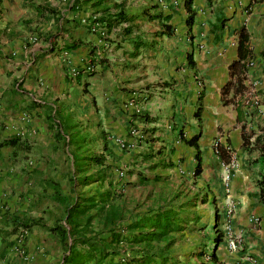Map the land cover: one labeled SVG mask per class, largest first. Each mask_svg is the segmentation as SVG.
I'll return each instance as SVG.
<instances>
[{"label": "crops", "instance_id": "obj_1", "mask_svg": "<svg viewBox=\"0 0 264 264\" xmlns=\"http://www.w3.org/2000/svg\"><path fill=\"white\" fill-rule=\"evenodd\" d=\"M160 1L105 0L95 6L96 12L111 14L99 43L96 34L74 27L81 16L76 7L63 8L65 0H0V264H17L13 234L21 221L35 224L28 229L27 254L47 262L50 254L62 252L56 235V249L44 256L41 232L51 227L45 220L64 213L54 185L58 201L75 200L71 183L77 176L67 151L77 145L68 135L75 136L86 123L96 134L116 129L128 138L131 128L137 130L135 151L121 154L107 145L120 162L152 144L174 148L171 160L178 157L188 166L194 151L178 141V134L198 135L199 178L206 198L214 201L217 225L225 198L234 204L230 229L239 242L218 263L264 264V203L257 185L264 176V0H194L190 30L180 0ZM44 5L56 14L44 18L36 9ZM118 13L127 21H113ZM212 15L223 17L220 30L209 33L204 22ZM86 16L87 22L92 16ZM154 22L171 28L170 35L154 30ZM241 26L250 54L235 64ZM97 52L92 75H68L69 67L82 68ZM143 114L152 122H143ZM215 139L219 155L210 149ZM107 158L105 165L111 163ZM230 162L235 166L225 189L222 167ZM130 163L136 167V160Z\"/></svg>", "mask_w": 264, "mask_h": 264}, {"label": "trees", "instance_id": "obj_2", "mask_svg": "<svg viewBox=\"0 0 264 264\" xmlns=\"http://www.w3.org/2000/svg\"><path fill=\"white\" fill-rule=\"evenodd\" d=\"M79 1L86 3L91 0L73 1L71 6H69V9L71 10L73 7H77ZM104 1L105 0H96V2L93 4V7L100 5ZM180 2L186 14L185 25L187 26V29L190 30L194 17L192 10V4L194 0H180ZM36 9L37 11H41L43 8L41 6H36ZM47 10L50 14L54 12L51 8ZM157 17L163 21H167L169 19V16L163 18L155 16L154 18ZM104 18V15H101L100 17L97 16L95 20L91 21L90 25L97 23L100 27L101 24H105L103 25V28L100 27L102 30H105L108 28V26L107 23L104 22ZM115 20L123 22L127 21L126 17L120 13H118L116 18L113 19V21ZM109 21L110 19L108 22ZM85 26L87 30L90 31L89 26H87V24H85ZM171 32V28L167 26L163 28V34L168 36ZM236 35L237 60L235 61V64L240 63V61L244 60L250 54L248 50V35L242 26L237 30ZM92 74L93 73L89 75ZM76 80H78V78ZM139 117L145 123L152 122V120L148 119L146 116H144V114L139 115ZM178 135V141L184 146L192 148L194 151L192 177L193 179H198L201 174L200 152L197 145L198 135H192L188 139H184L180 133ZM139 140L140 138L136 140V149L139 146ZM9 143H12V141H9ZM148 146L150 147H147L149 151L145 150V153H141L139 155L135 153L137 156H133L134 160L140 159L139 162L136 161V163H134L136 166L139 167V164L142 161L145 162L152 159V155L154 154L152 153L153 145L149 144ZM122 150L124 153L120 152L121 154H125L130 151L126 149ZM219 154L220 151L218 150L217 155ZM109 156H112L111 161L113 163L111 162L110 165H105V160ZM156 157H159L156 162V168L174 169L175 163L172 160L169 162H164L162 154L156 155ZM120 158L121 157L117 158V156L110 151V149L107 147V142L102 143L101 152L99 154H93L86 158L87 164L81 173L91 171L90 174L84 173L83 176L77 178L78 180L74 181V183H71V186L75 187L76 185L84 187L92 183L99 185H102L103 183L108 184L106 185V190L98 192L97 194L95 193L93 196L78 195V197H76L75 200L69 204V200H67L68 198L62 202L61 200H57V188L55 185V187L53 186V191L56 197L55 201L61 204V206L64 208V213L61 218V222H63L64 226H62L60 223H56V226L54 225L52 228L48 229V231L54 232L63 244L64 251L61 258V264H179L169 255H167L169 247L171 246V242H169L167 235L170 232L183 231L184 228H186L184 223L187 221H197L199 217L193 213H191L192 218H189L188 216H182L178 213L179 209L176 212L166 210L156 212L148 217H141L140 219L135 216L129 224L117 229L121 219V207H119V204L114 203V198L118 197V194H116L114 197V193L116 189L122 190L124 188L125 170L123 171L121 177H118L117 173L122 172V169L115 170L112 165L114 162H116V160L120 162ZM76 171L80 170L77 169ZM129 173H131L130 170L128 171V174ZM113 174L116 179H112ZM140 177L142 180H144L143 176ZM257 185L259 187L260 201L264 203V176L258 180ZM209 200L210 206L212 207L213 220V222L210 224L213 234L212 245H214V249L216 250L215 247L223 242V233L220 230V224L217 225L218 213L213 206L214 201L211 198ZM200 201L204 204L208 202L205 198L201 199ZM194 205L195 204L186 203L182 206H179L178 208L184 209L187 206L193 207ZM89 211H92L93 214L89 213ZM93 219H97L99 221L97 222L98 224H96L98 228L91 225ZM33 225H35L34 222L21 221L19 223L21 231L23 232L27 231L29 227ZM92 232L97 233L88 235ZM104 233H106V237L100 236ZM159 243H163V245L159 246ZM125 249H135L133 250L134 256L127 257L124 254ZM215 250L212 252L210 251L209 254H207V259L211 262V264H219ZM108 256L114 260V263H112L111 260H108V263L104 262Z\"/></svg>", "mask_w": 264, "mask_h": 264}, {"label": "rangeland", "instance_id": "obj_3", "mask_svg": "<svg viewBox=\"0 0 264 264\" xmlns=\"http://www.w3.org/2000/svg\"><path fill=\"white\" fill-rule=\"evenodd\" d=\"M71 2L73 0H65L63 8H67V6H71ZM92 3H83L79 2L76 7L77 16H81V19L76 22V25H74L75 28H80L82 32L85 34L89 31L87 30L85 26V15L88 17L100 13L96 12L92 5ZM48 5H44L41 10L42 13L46 14L44 15V18L49 17V15L54 16L56 13L50 14L46 7ZM92 10V11H90ZM146 11V10H145ZM106 12V11H105ZM104 12V13H105ZM103 13V14H104ZM113 13V12H112ZM102 13H100V16ZM86 16V17H87ZM113 16V14H112ZM105 18L111 17V14L108 16H104ZM219 17V18H217ZM223 17L221 16H215L212 15L207 21L204 22V24L207 26L209 33L218 32L220 30V20ZM104 18V22H108ZM81 20L83 22H81ZM66 22L67 20L65 18H62V22ZM115 25V24H113ZM117 25V24H116ZM154 30H157V32H160L161 29L164 28V25L160 22H154ZM197 29L200 30L202 27L198 26L196 24ZM196 40H201L199 34H195ZM75 129H77V126ZM82 130H75V136L68 135V137L71 139V141H75L77 148L71 149L67 151L69 153V159L74 160L73 163V175L77 176L74 177V180H78L77 178L81 177L85 174H90L89 172H83V170L86 167L87 160L86 158L93 154H99V150L102 146L103 142H108L107 145H109L112 148H115L118 150V152H122L123 150H119V147L116 143L117 140L127 141L128 138L124 135H117V130L114 129L112 134H108L107 132H97L96 129H94V126H89L87 123L86 125H83ZM101 139V141H100ZM107 139V141H106ZM157 143V142H156ZM159 145V144H157ZM68 148V147H67ZM148 148H150L148 146ZM135 149L130 150L129 152H133ZM181 150V149H180ZM146 151H149L146 149ZM151 151V150H150ZM170 151V152H169ZM175 149L172 148L170 150H166L165 148L157 147L156 145L152 146V153H154L151 160L148 161H142L139 164V167H129L131 165L130 160H134L133 156H137L135 153H132V155L129 154V157L122 160V162H114L112 165L113 168L116 169H122V171L125 170V177H124V188L121 190H117L114 193V197L116 194H118L117 198H114V203L119 204L121 207V219L120 223L118 224L117 229L122 228V226H126L130 223L131 220L134 219L135 216H137L139 219L141 217H148L153 215L156 212L161 211H178L179 214L182 216H188L189 218H192V214L199 217L197 221H187L184 223L186 228H184L183 231L179 232H170L167 235V238L169 242H171V246L169 247V251L167 252L173 260H175L179 264H211V262L207 259V254L209 252L213 251L214 245H212V230L210 228V224L213 222L212 220V207L210 206V197L207 199V195L203 193L202 187L204 186V182L198 178L193 179L192 177V167L194 165V161L189 163L188 166H182L181 162L183 159L180 158H173V162L175 163L174 169H160L156 168V162L159 157H156V155H161L163 157L164 162L171 161V158L173 157ZM182 151L185 152L183 149ZM128 152V153H129ZM180 152L176 153L175 156H180ZM126 154V153H125ZM182 154V153H181ZM112 156H109L107 160H111ZM118 158V157H117ZM121 159V158H120ZM136 161H140V159H137ZM112 162V161H111ZM113 163V162H112ZM110 165V164H109ZM135 165V164H132ZM138 167V168H137ZM79 169L80 171H76ZM131 171V173L128 174V171ZM78 173V174H77ZM143 176V179L140 177ZM115 178L114 174L112 176V179ZM116 179V178H115ZM148 179V180H146ZM108 182V181H107ZM106 185L108 184H96L92 183L86 186H76L75 185V191L73 193V196L78 197L79 196H93V194H97L98 192H101L103 190H106ZM77 195V196H76ZM207 199L208 202L206 205L204 203H201V199ZM68 200V199H67ZM70 200V199H69ZM78 200V199H77ZM195 204L193 207L187 206L184 209L178 208L179 206H182L183 204ZM208 205V206H207ZM189 207V208H188ZM89 213L93 214L92 211H89ZM220 223L222 221V212H220ZM219 214V215H220ZM55 218V216L49 217L47 220H45V223H47L49 226H56V223L61 222L62 215L60 216V220L57 218L55 220H51ZM29 220V218L27 219ZM99 222L97 219H93L91 222V225L96 226ZM183 224V223H181ZM62 225V224H61ZM50 227V228H51ZM98 228V227H97ZM21 233V228H17V230L14 232L13 235L16 237V243L12 247V254H16V260L17 264H26L29 262V264H61V258H62V252L64 251V248L60 247L59 254H53L49 255L47 258V262L42 261L41 257L39 258L37 255L33 254H27V247H25V241L29 236V230L25 231L23 234L22 239L19 241V236ZM44 233V236H46L45 243L46 245L42 248L43 255L48 256L49 251L56 249L55 246H53L52 242L54 238L52 237L56 236V234L53 232V234L48 233V231H42L41 234ZM92 232L88 235H93ZM38 234V235H41ZM49 235L51 236L49 238ZM100 236L106 237V233L101 234ZM57 238V236H56ZM31 241V240H29ZM37 242V240H35ZM28 244V243H27ZM155 244V243H154ZM159 246H162L163 243H159ZM37 247V246H36ZM35 247V252L37 251ZM134 248V247H133ZM215 254L217 257V260L220 258L224 259V255L227 253L226 247L224 245V242H221L217 247H215ZM133 250L135 249H125L124 254L127 257L134 256ZM123 251V250H122ZM27 252V253H26ZM121 253V252H120ZM49 259V260H48Z\"/></svg>", "mask_w": 264, "mask_h": 264}, {"label": "built area", "instance_id": "obj_4", "mask_svg": "<svg viewBox=\"0 0 264 264\" xmlns=\"http://www.w3.org/2000/svg\"><path fill=\"white\" fill-rule=\"evenodd\" d=\"M160 3L161 1L158 0ZM171 3H174L175 2H171ZM95 15L92 16L88 21L87 23L85 22V24H87V26H89V29H90V32L93 33V34H96L98 37H99V43L102 41V38L104 37V30H102L97 23H93L92 25H90L91 21L95 20ZM83 22V21H82ZM36 40V37L33 36V37H30V41L31 42H34ZM99 52H97L96 54H94L92 57H90L84 64V66L82 68H75V67H69L68 68V75L71 77V78H76L78 77L80 74H91L94 72L95 70V67H96V59H98L99 57ZM62 57L63 59H66V53L63 52L62 54ZM257 103L254 102V105H256ZM138 112V110L136 111ZM128 140L127 141H122V140H117L116 143L119 147V150H122V149H126V150H132L135 148V145H136V140L139 138L138 134H137V130L134 129V128H131L129 131H128ZM218 146H219V142L218 140H214L211 145H210V149L211 151L213 152V154H216V151L218 149ZM235 164L234 162H230L226 165H224L222 167V175H221V178H222V181L224 183V187L225 189H227V182H228V179H229V169L231 168H234ZM123 174V171L122 172H118L117 173V176L118 177H121V175ZM225 207H224V210L222 211V222L220 224V230L221 232L223 233V237L224 238V241H225V247H226V250L228 252H231L232 250H234L236 248V245L238 244L239 242V239L234 237L231 233V229H230V217L233 213V210H234V204L233 202L228 199L227 197L225 198ZM253 223H257L258 222V219L257 218H252L251 220ZM25 232L21 231L20 233V236H19V241L22 239L23 237V234ZM244 261L245 260H250L249 257H246L243 259ZM243 261H239V262H236V263H233V264H242Z\"/></svg>", "mask_w": 264, "mask_h": 264}, {"label": "water", "instance_id": "obj_5", "mask_svg": "<svg viewBox=\"0 0 264 264\" xmlns=\"http://www.w3.org/2000/svg\"><path fill=\"white\" fill-rule=\"evenodd\" d=\"M215 249H213V251H214Z\"/></svg>", "mask_w": 264, "mask_h": 264}]
</instances>
